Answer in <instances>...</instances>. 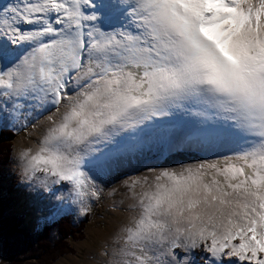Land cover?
I'll list each match as a JSON object with an SVG mask.
<instances>
[{"label":"snow or ice","instance_id":"1","mask_svg":"<svg viewBox=\"0 0 264 264\" xmlns=\"http://www.w3.org/2000/svg\"><path fill=\"white\" fill-rule=\"evenodd\" d=\"M36 129L38 223L123 194L100 264H264V0H0V132Z\"/></svg>","mask_w":264,"mask_h":264},{"label":"rangeland","instance_id":"2","mask_svg":"<svg viewBox=\"0 0 264 264\" xmlns=\"http://www.w3.org/2000/svg\"><path fill=\"white\" fill-rule=\"evenodd\" d=\"M38 133L39 129L31 130L28 133L22 132L9 141L10 152L7 162L4 158L6 157L5 151H0V208L2 211L0 218V264L4 260L7 261V264L17 260L22 261L21 264H38L37 258H31L34 248L31 249L30 246L36 244L37 233L41 232L44 227L51 226L58 221L51 224H40L36 231L31 232L24 228V219L28 213H12L15 210L13 206L15 189L27 188L20 181V169L14 156L13 145L18 149L22 144L33 142ZM184 158L183 155L176 157V159L181 160ZM122 195L119 189L113 194L110 186L105 185L100 199L92 202L88 213L81 214L79 218L74 214L66 215L72 217L75 227L83 222L86 223V227L82 234H77L76 237L68 239L66 253L60 255L53 264H100L101 250L111 243L110 235L113 234L118 223L127 215L123 205L120 204Z\"/></svg>","mask_w":264,"mask_h":264},{"label":"trees","instance_id":"3","mask_svg":"<svg viewBox=\"0 0 264 264\" xmlns=\"http://www.w3.org/2000/svg\"><path fill=\"white\" fill-rule=\"evenodd\" d=\"M15 136L16 135L9 132H0V151H5V162H7L8 154L10 152L8 142L14 139ZM1 217L2 211L0 208V218ZM85 227L86 223L84 222L75 227L71 216L62 217L53 225L44 227L41 232L36 234V244H32V246H30L31 249L34 248L31 258H37L38 264H53L54 261L60 257V255L66 253L68 239L76 237L77 234H82ZM22 235L25 236L24 234ZM53 235L54 237H52ZM21 263L22 261L17 260L11 264Z\"/></svg>","mask_w":264,"mask_h":264},{"label":"bare ground","instance_id":"4","mask_svg":"<svg viewBox=\"0 0 264 264\" xmlns=\"http://www.w3.org/2000/svg\"><path fill=\"white\" fill-rule=\"evenodd\" d=\"M14 156L18 164V159L16 155ZM14 193L15 196L13 197V206L15 207V210L12 213H28L24 219V228L31 232L36 231L38 226L41 224L38 223L40 217V210L46 207L48 202L46 200H43L38 193L32 192L28 187L17 188L15 189ZM70 214H74L77 218L81 216V214L78 213V210H74ZM109 238L111 239L112 235H110Z\"/></svg>","mask_w":264,"mask_h":264},{"label":"clouds","instance_id":"5","mask_svg":"<svg viewBox=\"0 0 264 264\" xmlns=\"http://www.w3.org/2000/svg\"><path fill=\"white\" fill-rule=\"evenodd\" d=\"M205 31V34H208V30H203ZM209 38H212L211 36ZM229 58L231 59V56H229Z\"/></svg>","mask_w":264,"mask_h":264}]
</instances>
